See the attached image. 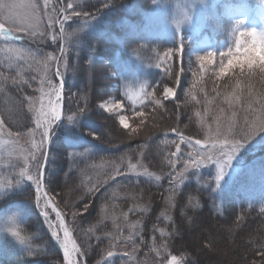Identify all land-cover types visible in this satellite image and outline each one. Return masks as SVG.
I'll return each mask as SVG.
<instances>
[{
	"label": "trees",
	"instance_id": "16d2710c",
	"mask_svg": "<svg viewBox=\"0 0 264 264\" xmlns=\"http://www.w3.org/2000/svg\"><path fill=\"white\" fill-rule=\"evenodd\" d=\"M245 1L250 8L257 4L256 0ZM168 2L169 0H163L161 7L164 9V14H161L164 19H168L165 9ZM155 5L154 0H90L77 6L76 13H80L79 15L67 13L71 22L64 24L65 32H72L79 25L80 34L71 38L65 35L62 40L64 51L69 50V54L71 52L75 56H69L64 74L61 72L64 84L62 118L51 133L44 169V189L61 213L76 246L81 250L80 256L84 264H106L107 258L111 256L101 258L100 253L104 247L99 244L94 248L91 242L90 251L86 252L85 244L82 245L72 225L74 222L72 212L74 213L76 207L81 206L82 212H85V205L90 203V207H96L99 213L115 212L117 215L125 208L128 210L127 213L131 214L130 220L136 217L142 219L144 230L146 222L143 216L145 220L147 218L149 220L152 219L151 214L144 215L142 207L134 209L131 207L137 203L134 199L146 191L166 201L173 208L167 213L168 219L164 218V214H157L158 221L155 220L151 226L154 232L152 231L147 238L144 233V236L140 237L141 243L149 246L153 241L162 240V236H168L167 249L174 253L172 251L174 242L182 238L186 227L182 221L185 219L182 214H186L187 218L201 214L220 230L224 228V232L229 231L230 240L239 238L238 243L245 244V248L240 251L241 264H264V212L261 211L264 208V193L253 195L249 192L242 193L238 189V183L248 185L258 178H264V132L244 140V134L251 127V121L256 119L255 115L247 111L244 101L248 97L249 85L254 94L264 93V72L260 70L259 64L253 65L252 69H248L247 65L243 66V71L241 68H234L238 72L231 71L222 75L219 72L221 69H218L220 66H212L216 67V70L212 67L207 70L204 67L200 71L194 59L185 56L182 50L176 51L180 41H168L166 38L157 37L147 27L153 22L150 15L160 10ZM83 13L88 15L85 16ZM206 26V29H209V37L215 43L222 40L228 48L234 44L231 36L228 37L230 29H233L232 22L219 16ZM212 29H218L220 37L210 31ZM24 39L32 45V40L25 37ZM75 46L77 50L73 48ZM169 49H172L171 58L162 59ZM225 58L216 57V63L224 64ZM193 63L192 71L184 70V64L190 66ZM85 68L90 70L88 75L84 72ZM187 73L188 79L184 80L183 76L187 77ZM82 74L86 78V87L79 81ZM131 74H137L134 76L146 87L145 97L140 105L134 108L130 107L123 97V90ZM180 80L182 81L178 88ZM164 86L175 89L173 100L162 99ZM97 88L101 90L103 88L104 96H113L126 107L128 117L138 125L137 134L134 131L129 133V137H125L123 131L121 133L118 130L114 131L112 118L106 117L104 113H96V110L91 108L95 98L93 90ZM4 89L0 91V120L4 121L3 126L9 132L24 133L29 129V124L24 118V121L21 119L22 103L18 104V101L23 99L20 96L23 92L15 90V86L8 89L10 93L8 100ZM74 93L76 95L73 97ZM233 93L241 95L242 99L230 109L223 101L225 95ZM154 100H159L160 106H157ZM5 103H8L7 107ZM219 105L229 110L228 113L222 114L221 119L231 116L233 111L236 112L237 126L234 134L229 135L227 139L244 143L231 160L236 170L233 181L228 184V188L222 190L217 188L215 176L218 169L212 161L206 162L203 166L201 164L198 175L195 167H189L183 176L177 175L184 168V162L189 160L188 153L193 152L195 146H199L194 144L193 140H200L209 146L211 143L219 145L220 141L225 139L223 135L220 137L215 135L217 121L213 119L221 115L218 111ZM253 106L258 109V105ZM80 109L84 111L81 112ZM68 116H72L73 119L68 120ZM169 117L171 119H168ZM245 118L250 122L248 127H245ZM148 119H152L153 124L143 135L144 121ZM191 120L194 123H188ZM208 127L214 132V136L209 139ZM181 137H184L183 141ZM205 137L206 140L203 139ZM9 148L11 151L19 152L17 145H9ZM197 152L201 151L196 150L195 153ZM173 161L175 167L172 165ZM133 163L146 169L148 176L136 179L129 177L130 179L126 180L128 176L126 168ZM7 164L11 170L15 169V163ZM2 165L6 164L1 162L0 166ZM58 165H62L63 170L60 171ZM1 174L3 173L0 172ZM58 178H62L63 184L78 187V193L81 194L78 195L80 199L77 206L71 208L73 204L69 206L66 203V207L71 209L65 210L58 203L55 198L56 187L53 185ZM33 195L31 188L27 193L23 190L16 192L9 199L0 200V210L5 209L4 203L6 207L21 204L26 199L30 203ZM131 200L134 204H130ZM41 207L45 209L44 201H41ZM19 211L22 216L26 215L25 206H21ZM50 215L54 218L52 214ZM41 219L35 221L42 224ZM33 221L32 214L24 218L23 229L29 235H33L37 227L40 228V224L37 226L31 224ZM94 222H90V226L87 225L91 227ZM188 223L191 224V218ZM101 225L103 224H100L97 230L103 227ZM42 233L41 241L42 239L46 241L40 242L39 245L50 248V253H54L58 264H64L62 255L49 232L45 229ZM139 233L141 234V231ZM100 240H102L100 243L108 242V239ZM10 248L12 246L9 242L0 237V264H50L46 256H37L34 261L27 260V257L22 255L11 256V252L8 251ZM122 257L116 253L112 264H120ZM183 257V264H189L186 257Z\"/></svg>",
	"mask_w": 264,
	"mask_h": 264
},
{
	"label": "rangeland",
	"instance_id": "374dc122",
	"mask_svg": "<svg viewBox=\"0 0 264 264\" xmlns=\"http://www.w3.org/2000/svg\"><path fill=\"white\" fill-rule=\"evenodd\" d=\"M89 1L90 0H48V5L45 7L44 0H30L31 3L36 5V14L38 17L35 34L33 35L31 28L25 29L7 22L5 23V27L13 30L20 36L32 40V45L26 47L15 46L9 42V40L16 39L12 33L10 37L0 35V49L4 50L0 51V89L5 88L4 93H6L8 100H10L8 89L15 86V90L23 92V95H20L23 99L22 101L20 99L18 104L20 105L22 103L23 115L21 119L23 120L24 118L29 124V129L24 133L9 132L5 126L0 130V163L4 162L6 164L0 166V172L3 173L0 175V200L9 199L12 194L21 190H23L24 193H27L29 188H31V191L34 193L30 203H28V199L15 206L8 205V207H6V204L4 203L3 206L5 209L0 210V237L3 239L5 238L9 242V245L12 246V248L8 250L11 252V256L22 255L25 258L27 257V260L33 261L37 256H46L48 257L47 260L50 261V264H58V260L54 253H50V248L39 245L40 242L46 241L44 239L41 241V238L43 237L42 232L46 229L50 233L56 247H61L59 242L51 234L53 229L48 227V223L51 222L56 229H59L57 217L52 218L49 211L42 208L41 204L40 207H37L35 185L27 178L19 176V173L22 169H28L32 174H36L37 161L32 158L33 152H35L37 160L40 159L39 165L41 166L42 164L46 143L44 142L43 147L39 150L32 147L33 143L40 144L42 139V128H37L36 126L37 114L40 112L42 103L45 111H50L48 101L51 99L55 103L54 89L58 88L60 90V95L63 94L64 84L63 87H61L58 78L61 77V72L64 74V70H66V62L70 58L69 56H75L71 52L69 54L68 49V51L61 53V39L59 38V30L61 29L60 26L54 22L60 20L63 21L64 24L70 23V20H64V16H68L67 13L77 12L78 5H83ZM25 2H29V0H25ZM256 2L257 4L255 7L250 8L245 0H204L203 3H200V0H169L167 8H165L167 9L168 19L163 18L161 14H164V9L159 7L160 10H157L154 14L150 15V20L153 22L150 21L152 23L147 27L153 35L166 38L168 41H180V38L182 37L184 40V47L182 49L183 54L188 58L191 57L194 59V62H197L200 71H202L204 67H206L205 69L210 70L208 68L212 66H220L225 69L223 73H229L231 71L238 72L237 70H234V68L241 67L236 66V64L231 67L228 66V60L233 59L235 56L236 40L239 38L245 45L251 42L250 37L247 35L241 36L240 32L246 33L248 30H255L259 33L261 30H264V0H256ZM68 4H72L73 7L68 8ZM61 9H64L62 13ZM182 14H187L190 20L182 22L179 32L176 34L175 22L182 19ZM219 16L224 17V19L233 23V29H230L228 37L231 36L234 44L230 48L226 47L225 42L222 40L217 41L214 38L220 43L219 45H215L217 43H212L214 41L211 39V42L208 38L210 35L208 33L209 29H206V25L213 20H217ZM237 19L243 21V26L240 28V32L235 31V22ZM89 20L91 21L92 19ZM50 24L52 27H49ZM79 29L80 26L78 25L75 27L74 31L65 32V35L69 38L72 36L78 37L80 34ZM210 31L220 37L218 29H212ZM70 33L72 34L71 36L68 35ZM53 35H56V40L52 39ZM73 48L77 50V46ZM8 49L20 50L23 53L22 58H16L14 53L9 52ZM229 49L232 50L231 55L229 54ZM241 51H243V49H241ZM208 52L213 53V55L208 56ZM49 56L52 58L49 59ZM200 57H204V59L201 60ZM216 57H226L225 63L222 65L216 63ZM257 64L259 63H254V65ZM193 65L194 63L190 66L184 64L183 68L184 70L192 71ZM243 66H246V64H242V67ZM216 67H212V69L216 70ZM57 72H59V75H57ZM84 72L88 75L90 70L85 68ZM219 72L221 73V70ZM17 73H19V75H17ZM216 74H218V72H216ZM134 75L137 76V74ZM134 75L131 74L129 82L123 90V97L132 108L140 105L146 93L145 85ZM183 79H188V73L187 77L183 76ZM79 81L86 87L85 75H80ZM181 81L182 80L178 81V88L180 87ZM165 88L172 89L173 93V95L169 96L167 99L164 98ZM24 93L26 95H24ZM75 95L76 94L74 93L72 96L74 97ZM93 95L95 98L93 105L91 104V108L93 110L95 109L96 113H104L106 117H111L114 121L112 124L115 125L114 131H119V133L123 131V136L125 137H129V133L134 132L133 129H135L136 134L138 133V125H135L132 122L131 117H128L126 107L122 105L119 100L110 95L107 97L104 96L103 88L102 90L99 88L93 90ZM161 97L163 100H173L175 97V89L170 86H164ZM101 104L106 105V109H102L100 107ZM5 105L7 107L8 103H5ZM74 106L76 107L75 104ZM222 107L224 106L219 105L218 108L220 109ZM224 110V113L229 111L227 110V107L226 109L224 107ZM121 116L125 117V123L123 125L120 123ZM168 119L171 118L169 117ZM152 121V119L144 121L143 135L149 131L148 128L152 127ZM188 123L194 122L191 120ZM214 124L216 123L214 122ZM207 135V139L214 136V132L211 129L209 130V127L207 128ZM203 139L206 140V137ZM193 143L195 144V140H193ZM202 143H200L199 146H195L194 151L189 153L195 154L196 150H200V153L206 154L213 151L218 152L217 149H219V147L216 149L212 148L214 143H211L209 146ZM9 145L19 146V152L11 151ZM7 162H13L16 164L14 167L15 169H13L15 171L11 170V167H8L9 165ZM188 162L191 168L195 167L196 175H198L201 169L191 163V157ZM204 164L205 163H203L202 166ZM136 165L137 168L135 171L130 170L129 165L127 166L126 175L128 176L125 178L126 180L148 176V172H145L142 166L139 164ZM58 167H60V171L63 170L62 165H58ZM235 171V166L230 162L217 186L218 190L228 188V184L233 181ZM217 174L218 170H216V175ZM61 181L62 178H58L53 182V185L55 184L56 187L55 198L65 210H69L78 205V199H80L79 196L81 193H78L79 189L77 186L66 185ZM8 182H10V186ZM238 189L242 193L249 192L253 195L264 193V178H258L256 181H252L248 185L238 183ZM134 200L137 203H135L131 209L142 207L144 215L147 213L152 216V219L149 220L148 218L145 220L143 216V220L146 222L144 230L143 227L145 225L142 224V219L136 217V219L130 220L131 214H128V210L126 211L125 208V210L121 209L120 213L117 215L115 212L108 214L106 212L101 213L100 211L99 213L96 207H90V203L85 212H82L83 210L81 209V206L80 208L76 207V210L74 211L75 215L72 212V215H74V222L72 225L77 236L79 235L82 245L85 244L84 247L86 248L87 253L90 251L89 245H91V242L92 247L94 248L99 244L102 248L104 247L100 253L101 258L108 255L109 251L113 253L108 259L109 261L115 260L116 253L125 257V259L120 261V264H183V256L186 257L189 264H241V252L242 249L245 248V244L240 245L237 241L239 238H236L234 241H232V239L230 240L229 236L231 235L229 234V231L225 230L224 232V228L220 230L216 225L210 222L205 215L201 214L191 215L189 218H187L186 214H182L185 218L182 219V221L186 227L182 238H180L182 241L176 239V242H174V247L172 248L174 253H171V251H168L167 249L166 241L169 240L168 236H162V240L153 241L151 245L146 246L144 243H141L140 237L144 236V233L145 238L150 237L153 231L151 226L155 223V220H157V214H164V218L168 219L167 213H170L173 206L166 203L164 200L162 201L159 197L151 195L148 191L144 192L143 195L140 194L139 197ZM66 203H68L69 206L73 205L68 209ZM130 204H134L132 200ZM21 206L26 207L25 216L32 214L34 221L31 222V224H35L36 226L37 224H40V228L42 227L41 230L37 227L33 235H29L28 232L26 233L23 229L25 216H22L19 211ZM111 208L114 207L111 206ZM42 212L47 214V222L44 220V216L41 214ZM190 218L191 224L188 223ZM36 219H41L42 224L35 221ZM90 222H94L91 227H89L91 224ZM98 222L99 225L103 224L101 225L103 227H101L100 230H97V228H99ZM164 222H167V220H164ZM85 225L88 226V230L85 229ZM13 229L18 231L19 234L25 238L23 243H21L17 237L11 235ZM140 231L141 234L139 233ZM99 233L100 235L98 236L97 234ZM137 233L139 234L136 235ZM100 239H108V242L100 243V241H102ZM236 243H238V245ZM68 247L71 248L72 244L69 243ZM173 257H175V261H173ZM76 259L77 264H84L80 255H78Z\"/></svg>",
	"mask_w": 264,
	"mask_h": 264
},
{
	"label": "snow or ice",
	"instance_id": "6c2138e0",
	"mask_svg": "<svg viewBox=\"0 0 264 264\" xmlns=\"http://www.w3.org/2000/svg\"><path fill=\"white\" fill-rule=\"evenodd\" d=\"M157 7L163 6V0H154ZM204 0H200V3H203ZM45 7L48 5V0H44ZM68 8H72V4H68ZM64 11V9H61V13ZM74 15H79L80 13H73ZM83 15L87 16V13H83ZM69 17L64 16V20H67ZM190 18L187 16V14H182V19L177 20L175 22V28H176V34L179 32V28L182 22L189 21ZM11 23L13 25L20 26L22 28L32 29L33 35L35 34V27L38 24V17L36 14V5L29 2H25V0H0V34H6L7 37L11 36V32L5 27V23ZM54 23L59 24L60 26V39L63 40L65 36V28L63 21L56 20ZM243 26V21L237 19L235 22V31L240 32V28ZM49 27H52L50 24ZM71 36L72 34H68ZM241 36L247 35L251 38V42L247 45L242 43V41L237 38L236 40V50H235V56L233 59L228 60V66L231 67L234 64L236 66L241 67V71H243L242 64H246L248 69H252L254 63L258 62L260 65V70L264 72V30H261L259 33H257L255 30H248L245 32H240ZM175 36V34H174ZM53 40H56V35H53ZM184 47L183 44V38H180L179 47L176 49V51H181ZM243 49V51H241ZM0 51H4L3 49H0ZM9 52L14 53L16 58H22L23 53L18 49H8ZM61 53L64 52V47L61 46L60 48ZM229 54H232V50L229 49ZM172 55V49H169L167 53H165V56L162 59H170ZM208 56H212L213 53L208 52ZM49 59L52 57L49 56ZM201 60L204 59V57H200ZM225 69L221 68V74ZM19 75V73H17ZM57 75H59V72H57ZM6 79V78H5ZM237 88H239V84H237ZM2 91V89H0ZM55 91V103L49 99L48 105L50 107V111H45L44 105L42 103L40 112L37 114L36 118V126L37 128H42V139L40 144L33 143L32 147L39 150L43 147L44 142H46L49 138V129L52 125V123L56 120L60 119V111H59V101L61 100L60 90L54 89ZM173 95L172 89L165 88L164 89V98L167 99L169 96ZM217 95H220V93H217ZM195 99V97H192ZM241 95L237 93L229 94L224 96V103L228 105V107L231 109L234 104H239L241 102ZM245 104L247 105V111L252 113L256 116V119L251 121V127L248 128L247 133L244 134V140L250 139L252 136H255L257 133L264 132V93H257L254 94L251 90V85H249V93L248 97L245 99ZM154 103L157 104V106H160L159 100H154ZM211 103V102H209ZM253 105H258V109L254 107ZM100 107L102 109H106V105L101 104ZM81 112L84 111V109H80ZM220 116H217L215 119L217 121V127L215 129V135L216 137L224 136L225 139L220 141V144H213L212 148L216 149L219 147V151H213L211 153H188L189 157H191V163L194 164L196 167H199L201 164L212 161L216 164L218 169V174L215 177L216 185H219V182L221 178L224 175L225 170L227 169L229 163L237 153V151L244 145L242 141L236 140V141H229L227 137L229 135L234 134V129L236 128V112L233 111L231 113V116H228L224 119H221L222 114L224 113V109H219ZM72 116H68V120H72ZM120 123L123 125L125 123V117H120ZM249 120L245 118V127H248ZM4 121L0 120V130L3 128ZM135 131V129H133ZM243 131V129H241ZM181 140H184V137H181ZM195 143L199 145L201 143L200 140H196ZM175 155V153H173ZM33 160L37 161V172L36 174H32L28 169H22L19 173V176L25 177L28 180L32 181V183L35 185V191H36V204L37 207H40L41 201L46 196V193H44V181H43V168L39 165V161L36 158L35 152L32 153ZM173 167H175V161L172 162ZM184 168L177 173L178 176H183L184 172L188 170L190 167V164L188 161L184 162ZM137 168L136 164H129V169L135 171ZM145 172L147 170L145 169ZM117 174H119V170H117ZM139 174V173H137ZM175 179V177H173ZM10 186V182H8ZM88 205H85V210H87ZM55 211V209H53ZM262 212H264V208L261 209ZM44 216V220L48 221V216L46 213H41ZM75 215V213H74ZM57 221H59V229H56L55 226L49 222L48 227L50 229H53L51 231L52 236L59 242L61 247L63 248V259L64 264H77L76 257L80 255L81 250L76 247L75 243L72 242V247L69 248L68 244L70 242L69 237L70 233L67 229L64 228V221L61 218V214L57 213ZM63 231V240L60 236V231ZM163 230H161V235H163ZM11 235L14 237H17L21 243L24 242L25 238L19 234L18 231L13 229L11 231ZM113 253L111 251L108 252V255L111 256ZM173 261H175V257H173Z\"/></svg>",
	"mask_w": 264,
	"mask_h": 264
},
{
	"label": "water",
	"instance_id": "95a60500",
	"mask_svg": "<svg viewBox=\"0 0 264 264\" xmlns=\"http://www.w3.org/2000/svg\"><path fill=\"white\" fill-rule=\"evenodd\" d=\"M45 160V159H44ZM44 161H43V165L42 166H44ZM45 193V192H44ZM46 197V199H48V197L47 196H45ZM49 202L51 203V201L49 200ZM55 209V208H54ZM55 213H58V211L55 209V211H54Z\"/></svg>",
	"mask_w": 264,
	"mask_h": 264
},
{
	"label": "bare ground",
	"instance_id": "6f19581e",
	"mask_svg": "<svg viewBox=\"0 0 264 264\" xmlns=\"http://www.w3.org/2000/svg\"><path fill=\"white\" fill-rule=\"evenodd\" d=\"M70 243V242H69Z\"/></svg>",
	"mask_w": 264,
	"mask_h": 264
}]
</instances>
